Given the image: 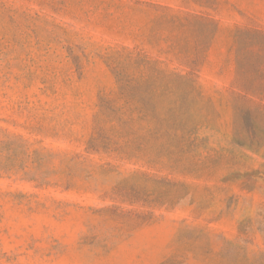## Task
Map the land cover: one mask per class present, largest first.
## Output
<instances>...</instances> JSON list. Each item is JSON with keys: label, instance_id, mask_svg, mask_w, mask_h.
Segmentation results:
<instances>
[{"label": "rangeland", "instance_id": "rangeland-1", "mask_svg": "<svg viewBox=\"0 0 264 264\" xmlns=\"http://www.w3.org/2000/svg\"><path fill=\"white\" fill-rule=\"evenodd\" d=\"M0 264H264V0H0Z\"/></svg>", "mask_w": 264, "mask_h": 264}]
</instances>
